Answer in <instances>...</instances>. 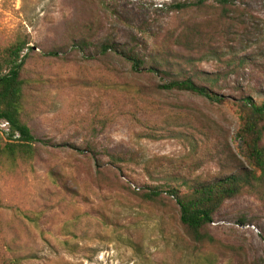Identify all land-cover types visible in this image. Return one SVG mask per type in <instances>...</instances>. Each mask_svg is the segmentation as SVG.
I'll return each instance as SVG.
<instances>
[{
  "label": "rangeland",
  "instance_id": "1",
  "mask_svg": "<svg viewBox=\"0 0 264 264\" xmlns=\"http://www.w3.org/2000/svg\"><path fill=\"white\" fill-rule=\"evenodd\" d=\"M96 1L0 0V50L17 28L30 37L26 119L45 143L32 169L0 172V257L19 264H264V200L225 202L207 227L216 243L192 253L164 193L180 187V177L209 178L220 162L234 161L235 104L264 92V0H244L228 18L212 1L176 12L194 0H100L113 14L103 21ZM86 22H93L94 46L111 40L141 56L161 54L163 45L188 54L166 39L197 27L210 47L193 54L202 56L193 68L221 74L214 91L223 102L158 91L160 78L134 75L119 56L101 57L94 46L45 56L68 48ZM149 188H160V199L146 200Z\"/></svg>",
  "mask_w": 264,
  "mask_h": 264
},
{
  "label": "trees",
  "instance_id": "2",
  "mask_svg": "<svg viewBox=\"0 0 264 264\" xmlns=\"http://www.w3.org/2000/svg\"><path fill=\"white\" fill-rule=\"evenodd\" d=\"M210 1L220 7L223 18H228L233 8L244 0H194L176 5L172 9L178 12L189 6H205ZM96 4L102 21L108 16L113 17L103 1L98 0ZM92 26L93 22H86L70 38L68 48L50 50L45 56L58 58L69 49L81 54L87 53L94 46L92 37L88 36ZM201 35L197 27L184 26L178 34L174 32L166 39L167 44L188 54L173 51L169 46L165 50L166 46L163 45L165 51H160L161 54L141 56L133 50H120L111 40H104L94 47L95 53L101 57L110 53L119 56L123 62L129 64L130 73L134 75L160 78L162 83L155 87L158 91L188 93L221 104L222 97L214 91L221 74H208L193 68L202 57L197 58L193 54L210 47L205 44ZM29 44V35L24 29L17 28L0 50V124H7V132L0 130V172L9 174H13L19 167L32 169L38 157V146L45 145L34 136L26 119L28 83L23 73L28 51H31ZM136 94L140 95L141 92L136 91ZM235 107L238 127L234 135V161L220 162L218 174L209 178L180 177V187L169 186L164 192L175 202L178 222L188 242L192 244L189 246L192 253L198 247L216 243L207 232V227L213 223L215 215L225 202L242 195L251 196L258 201L264 200V92L242 96ZM147 138L153 139L150 136ZM162 193L160 188H149L144 198L156 201ZM0 264L19 263L17 260L7 261L0 257Z\"/></svg>",
  "mask_w": 264,
  "mask_h": 264
},
{
  "label": "built area",
  "instance_id": "3",
  "mask_svg": "<svg viewBox=\"0 0 264 264\" xmlns=\"http://www.w3.org/2000/svg\"><path fill=\"white\" fill-rule=\"evenodd\" d=\"M1 125L3 128H6V126H7V124H5V123H2Z\"/></svg>",
  "mask_w": 264,
  "mask_h": 264
}]
</instances>
